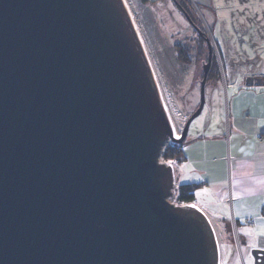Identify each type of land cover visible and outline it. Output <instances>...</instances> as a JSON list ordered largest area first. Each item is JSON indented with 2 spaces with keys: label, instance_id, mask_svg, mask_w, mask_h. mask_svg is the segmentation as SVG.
<instances>
[{
  "label": "water",
  "instance_id": "obj_1",
  "mask_svg": "<svg viewBox=\"0 0 264 264\" xmlns=\"http://www.w3.org/2000/svg\"><path fill=\"white\" fill-rule=\"evenodd\" d=\"M206 41L177 138L124 0H0V264L219 263L209 219L169 201L159 161L205 105ZM248 49L228 71L247 86L262 63Z\"/></svg>",
  "mask_w": 264,
  "mask_h": 264
},
{
  "label": "crops",
  "instance_id": "obj_2",
  "mask_svg": "<svg viewBox=\"0 0 264 264\" xmlns=\"http://www.w3.org/2000/svg\"><path fill=\"white\" fill-rule=\"evenodd\" d=\"M235 1L241 3L238 8L243 15L236 14L237 5H223L233 0H220L223 13L219 23L234 20L238 41L226 43L224 64L219 62L222 78L212 82L209 96L206 94L202 110L206 117L186 138L183 160L171 163L178 187L196 185L192 204L214 229L218 264H247L248 255L256 250L249 247L253 239L264 247V236L259 235L264 229V0L255 1L250 8L251 0ZM208 2L214 9L215 0ZM231 9L236 12L231 14ZM223 27L222 32L229 36ZM248 46L258 50L262 63L256 73L261 82L247 86L243 76L232 79L228 71L231 58L238 61L243 50L251 53ZM225 243L230 245L228 262Z\"/></svg>",
  "mask_w": 264,
  "mask_h": 264
},
{
  "label": "rangeland",
  "instance_id": "obj_3",
  "mask_svg": "<svg viewBox=\"0 0 264 264\" xmlns=\"http://www.w3.org/2000/svg\"><path fill=\"white\" fill-rule=\"evenodd\" d=\"M124 1L149 58L161 100L173 128L174 135L180 136L187 119L198 108L201 101L200 82L203 78V64L207 62L209 51L206 39H209L213 51L212 58L214 57V60L217 62L219 71L215 69L216 71L211 72L208 76L207 85L205 86V101L206 94L209 96L213 88L211 83L222 78L219 62L221 61L224 64L226 43L234 44L238 41L236 33L237 25L234 20L224 21L223 24L219 23L221 19L220 14L223 13L220 10V0L213 2L215 8L212 10L209 8L208 0ZM233 1L228 3L223 2V5H237L236 7L238 8L241 3ZM255 1L257 2V0H251L247 6L250 8ZM179 7L183 9L180 10ZM231 10V14L235 13L236 10V14L239 12L242 14L243 12L240 8ZM184 13L187 14L192 24L199 28L201 34L194 29ZM223 25L229 36H226L222 32ZM179 48L187 49V57H189V66L183 77H181L182 74L177 75V71L174 68V66H180L177 60L178 53L175 50ZM169 51H173V53L170 57H166L165 53ZM208 106L209 104H207L206 108ZM205 117L206 110L205 112L202 111L191 122L187 138L194 133L197 123L203 121ZM174 144L176 143L171 140L165 143L159 157L161 163L167 161L162 156L165 149ZM177 189L178 183L175 182L174 196L169 199L171 203L176 205L179 204L176 200ZM229 247V243H225L227 262L229 261Z\"/></svg>",
  "mask_w": 264,
  "mask_h": 264
},
{
  "label": "trees",
  "instance_id": "obj_4",
  "mask_svg": "<svg viewBox=\"0 0 264 264\" xmlns=\"http://www.w3.org/2000/svg\"><path fill=\"white\" fill-rule=\"evenodd\" d=\"M175 50H177L176 52L178 53L177 60H178V63H180V66H178V67L174 66V68L177 71V75L182 74L181 77H183V75L186 73L187 67L189 66V60H188L189 57H187L188 56L187 49L179 48V49H175ZM172 53H173V51H169V52H166L165 55H166V57H170L172 55ZM212 59H213L212 60V66H211V69L209 71V74H211V72L216 71V70L219 71V66H218L217 62L214 60V57ZM159 60H160V58H159ZM175 74H173V75H175ZM209 74H208V76H209ZM184 143H185V141L183 143H176L173 146H168L162 155L163 158L167 161H172V162H176V163L181 162L183 160L182 147H183ZM195 189H196V185H192V184L180 185L177 189V196H176V200L178 201V203L179 204H184V203L190 204V203H192L195 199V194H194Z\"/></svg>",
  "mask_w": 264,
  "mask_h": 264
},
{
  "label": "snow or ice",
  "instance_id": "obj_5",
  "mask_svg": "<svg viewBox=\"0 0 264 264\" xmlns=\"http://www.w3.org/2000/svg\"><path fill=\"white\" fill-rule=\"evenodd\" d=\"M165 163H168V164H171V163H174L172 161H166ZM199 195V193L197 194ZM190 207H193L195 208L196 205L193 204V205H190ZM239 215V213H237ZM248 235H252L251 232L247 233ZM259 235L261 236H264V229H261V231L259 232ZM250 248L252 249H256L257 251H260V252H264V247L258 245L255 241V239H253V242L249 245ZM260 259L259 257L257 256H252V255H248L247 257V264H257V260Z\"/></svg>",
  "mask_w": 264,
  "mask_h": 264
},
{
  "label": "flooded vegetation",
  "instance_id": "obj_6",
  "mask_svg": "<svg viewBox=\"0 0 264 264\" xmlns=\"http://www.w3.org/2000/svg\"><path fill=\"white\" fill-rule=\"evenodd\" d=\"M179 9L181 10V9H183V8L179 7ZM184 15H185V13H184ZM194 29H195V28H194ZM237 66H238V65L234 63L232 67L235 68V67H237ZM238 67H239V66H238Z\"/></svg>",
  "mask_w": 264,
  "mask_h": 264
},
{
  "label": "bare ground",
  "instance_id": "obj_7",
  "mask_svg": "<svg viewBox=\"0 0 264 264\" xmlns=\"http://www.w3.org/2000/svg\"><path fill=\"white\" fill-rule=\"evenodd\" d=\"M175 137L179 138L180 136H178V135L175 134Z\"/></svg>",
  "mask_w": 264,
  "mask_h": 264
}]
</instances>
